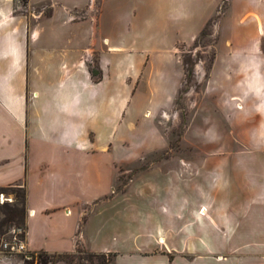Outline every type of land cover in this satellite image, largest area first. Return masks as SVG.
<instances>
[{"label":"crops","instance_id":"0c3cea01","mask_svg":"<svg viewBox=\"0 0 264 264\" xmlns=\"http://www.w3.org/2000/svg\"><path fill=\"white\" fill-rule=\"evenodd\" d=\"M12 1L4 0L7 5L0 10V187L22 183L26 189L27 250L73 252L80 241L91 252L113 253L112 264H264V0H227L217 21L200 112L208 111L202 99L210 95L218 119L213 130L200 132V207L140 214L137 209L133 225L110 231L104 221L93 225L102 214L85 213L88 206L101 201L104 205L115 194L111 165L101 156L110 148L95 146L94 133L80 124L79 74L84 73L89 84L100 85L118 65L122 84L131 88L129 95L118 97L120 103H131L136 93L132 88L142 85L158 113L169 108L185 83L179 51L195 42L215 18L221 0H133L134 10H129L132 0H103L96 20L88 11L91 4L78 0L63 2L58 12L55 2L47 1L49 12L39 11L34 18L15 14ZM57 15L68 29L70 45L78 41L80 26L90 21L92 36L84 51L100 52L103 76L93 82L78 43L75 50L62 51L65 87L61 96L42 105L46 115L54 111L45 123L42 116H33L31 63L20 46L24 33L33 36L38 31L32 22ZM194 18L189 39L182 37ZM16 19L19 26L5 32ZM107 27L112 32L123 27L119 42L108 35L98 40L97 33ZM163 31L171 40L178 35L177 40L165 45L166 34L163 40L159 35ZM0 264L23 262L0 252Z\"/></svg>","mask_w":264,"mask_h":264},{"label":"rangeland","instance_id":"374dc122","mask_svg":"<svg viewBox=\"0 0 264 264\" xmlns=\"http://www.w3.org/2000/svg\"><path fill=\"white\" fill-rule=\"evenodd\" d=\"M47 1L55 2L53 7L59 8L55 9L56 12L61 11L63 2H70V0H31L35 4L32 5L30 0H14L9 6L13 7L15 3V14L34 18L39 11L45 10L44 14L49 12L45 7ZM102 1L78 0L77 2L90 3L88 11L95 15L96 20ZM113 1L120 3L131 0ZM134 4L135 2L130 4L129 10H134ZM6 5L4 0H0V10ZM226 6L227 1L221 0L216 15L224 11ZM197 10L205 11L203 7H198ZM86 13L87 10L82 11L80 16ZM57 16L52 20L44 16L40 22H32L33 29L38 28V31L33 36L24 33L20 46L24 49L25 60L31 63L29 94L36 98V104H33L32 109L33 116L35 118L42 116L45 123L54 117V111L50 109V113L47 112L46 115L42 105L46 106L47 101H52L55 96H61L60 92L65 87L60 69L62 51L67 47L70 49L74 47L75 50V45L78 43L81 58H86L88 68L97 74L94 79L103 76L99 63L100 52L88 49L84 51V47L88 44L87 40L92 36L90 21L80 26L78 41L74 40L73 45H70L67 37L68 29L60 25V16ZM196 20L194 18L190 24H186L185 30L181 33L182 37L189 39L196 27ZM15 25L19 26L18 19L9 22L3 30L9 33ZM123 27L122 31L117 27L115 32L107 27L102 33H97V38L102 42V36L108 35L113 43H117ZM206 32L212 34L200 36L191 45L181 47L180 58L189 62L191 73L185 75L184 79H187V83L185 87L179 89L174 103L159 113L156 110L157 105L149 102L144 93L147 90L142 85L141 88L136 86L132 88V92L134 90L136 93L131 103L119 102L118 97L129 95L131 88L122 84L118 65L112 66L111 76L104 77V82L100 85L89 84L85 81L86 75L80 72L79 89L80 96L83 97V102L80 103L82 110L80 124L94 133L95 146L99 148L107 145L110 148L101 156L106 157L111 165L114 182L112 194L115 195L108 203L103 205L101 201L88 206L85 210V213L94 211L102 214L101 217H97L98 221L94 222V227L100 226L102 221L104 225L109 226V231L117 227L133 225L136 220L134 213L137 209L140 214L142 211L148 213L164 208L198 209L200 207V132L213 130L211 128L215 127L218 119L214 98L210 95L207 98L204 95L202 99L203 109L207 106L208 111L200 112L201 90L209 75L214 56L217 23H212ZM165 34V38L168 39L163 42L165 45L170 46L177 40L178 35L171 40L167 31L159 33L162 40ZM7 37L4 41L10 46L11 39L9 37L7 40ZM16 37L19 38V35L17 34ZM33 125L39 127V123L35 120ZM25 191L22 183H17L4 187L3 192H0V252L21 260L23 264V256L25 259H33V264H38V254L34 255L35 257L30 253L26 256L22 251L11 252L5 247L6 243L15 242V235L25 242L28 210L26 202L20 197ZM17 227L23 228L24 232L14 234L13 229ZM79 247L85 249L80 241ZM72 258L68 256L65 260L70 261ZM59 262L67 264L65 261ZM85 263L95 264L88 261Z\"/></svg>","mask_w":264,"mask_h":264},{"label":"trees","instance_id":"16d2710c","mask_svg":"<svg viewBox=\"0 0 264 264\" xmlns=\"http://www.w3.org/2000/svg\"><path fill=\"white\" fill-rule=\"evenodd\" d=\"M227 1V0H226ZM220 16L217 14L215 18H213L203 29V31L200 33V36H210L212 33L206 32L207 28L215 23H217ZM197 37V38H198ZM196 38V40H197ZM195 40V41H196ZM183 65L185 67V73L188 75L191 73V68L189 67V62L186 59H182ZM90 74L94 82H99L101 80V77L98 79H94V77L97 75L93 70L89 68ZM185 83H187V79L185 80ZM185 83L183 87H185ZM24 187V186H23ZM4 187H0V192H3ZM23 202H26V191L20 195ZM30 254L35 257L34 255L38 254L39 263L38 264H55L59 261H65L67 264H86L85 261L95 263V264H112L113 261V253H104V252H91L86 251L85 249L81 247H77V249L73 252H62V253H49L47 251H35L30 252ZM71 256L73 257L70 261L65 260V257ZM24 264H33V259H25L23 256Z\"/></svg>","mask_w":264,"mask_h":264},{"label":"built area","instance_id":"2783aa9c","mask_svg":"<svg viewBox=\"0 0 264 264\" xmlns=\"http://www.w3.org/2000/svg\"><path fill=\"white\" fill-rule=\"evenodd\" d=\"M70 213V211H67ZM24 232V229L21 227H17L13 229L14 234H21ZM21 239L17 238V235H15V242L13 244L6 243L5 247L8 248L11 252H17V251H22L26 256L29 255L30 251L27 250L25 242L20 241Z\"/></svg>","mask_w":264,"mask_h":264}]
</instances>
